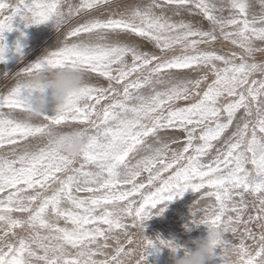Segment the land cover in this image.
Here are the masks:
<instances>
[{
    "label": "snow or ice",
    "instance_id": "1",
    "mask_svg": "<svg viewBox=\"0 0 264 264\" xmlns=\"http://www.w3.org/2000/svg\"><path fill=\"white\" fill-rule=\"evenodd\" d=\"M49 22L60 46L0 79V264H148L175 243L147 221L189 190L191 223L261 264L264 0H0V63L6 33ZM74 68L89 83L27 121L26 77ZM72 126L79 160L56 148Z\"/></svg>",
    "mask_w": 264,
    "mask_h": 264
},
{
    "label": "clouds",
    "instance_id": "2",
    "mask_svg": "<svg viewBox=\"0 0 264 264\" xmlns=\"http://www.w3.org/2000/svg\"><path fill=\"white\" fill-rule=\"evenodd\" d=\"M26 83L33 91V104L28 110L26 120L40 122V118L47 114L49 106L55 110L62 109L66 102L77 95L89 83L87 73L81 68L45 71L30 74ZM91 135V128L72 126L59 130L55 136L57 150L66 158L79 160L86 151ZM223 234L216 230H208L204 239L194 240V250L175 244L168 248L174 264H213L217 256L223 254L228 257L229 264H239L238 254L223 250ZM183 252V255H179ZM264 264V260L261 261Z\"/></svg>",
    "mask_w": 264,
    "mask_h": 264
},
{
    "label": "rangeland",
    "instance_id": "3",
    "mask_svg": "<svg viewBox=\"0 0 264 264\" xmlns=\"http://www.w3.org/2000/svg\"><path fill=\"white\" fill-rule=\"evenodd\" d=\"M22 25L23 24H20L18 26V29L13 31V32L16 31L17 33L11 32V34L6 33V35H5L7 46L10 49H8V51L6 53V61L7 62L6 63H0V79L2 77H4V74L6 73L5 71H7V69L9 70L10 68H13V66L14 67L16 66L14 69V72H12V74H13L12 76H15L17 73L22 72L24 69H26L31 64L38 62L47 53L56 50L60 46V44L62 43V41L64 39L63 30L62 29L58 30L56 25L53 22H49V23L44 24V25L33 26L30 28H25ZM22 27H24V28H22ZM18 31H20V32H18ZM29 31H30V33H29ZM52 32H53V34H52ZM26 33H27V35H26ZM38 33H40V34H38ZM18 34H20V35H18ZM51 34H52V36H51ZM21 36H23V37H21ZM53 37L54 38L58 37L57 39L59 41L60 40L61 41L60 42L58 41L59 43L52 45L53 42L50 43V41H51L50 39H52ZM33 39H34V41H33ZM17 43H19L21 45L22 53H16L15 49H16ZM30 44H33V45L31 46ZM37 44H38V46H37ZM49 44H51V45H49ZM11 50H12V52H10ZM14 55L16 56V58H14L15 57ZM23 58H25V59H23ZM17 59H18V61L19 60H22V61L16 62ZM9 61H11V62H9ZM17 64H19V65H17ZM1 69H5V70H1ZM92 82L96 83L97 80L93 79ZM98 82L105 83L102 80H100ZM47 114L49 116L55 115L54 106H52V105L49 106ZM198 200H199V193H193L191 190H189L185 193L183 198H177L175 201L170 202L166 205H163L162 207H165L166 211H164L162 216L154 214L153 218L150 219L149 221H147L145 235L148 236L149 238H152V239L159 237V238L166 240V241H173L178 246H181V247H184V248H187L190 250H194V244L192 242L194 240L206 238L207 233H208V229L206 226L200 225L197 227L196 225L191 223V221L193 219V216H190V215H192V208H193V205ZM149 251L152 254L150 255L151 257L149 256V258H148V264H157V263H160V261L163 264H168V263L174 264L172 255H171L170 250L168 248L159 249V251H158L159 256L155 255V257L153 255L154 252H152L151 249ZM180 253H179V255L182 256L183 252H180ZM165 256H166V258H165ZM167 258H169V259H167ZM213 264H220L219 259L214 260Z\"/></svg>",
    "mask_w": 264,
    "mask_h": 264
},
{
    "label": "bare ground",
    "instance_id": "4",
    "mask_svg": "<svg viewBox=\"0 0 264 264\" xmlns=\"http://www.w3.org/2000/svg\"><path fill=\"white\" fill-rule=\"evenodd\" d=\"M22 26H24V25H22ZM22 28H24V27H22ZM32 30H33V29H32ZM15 32H16V31H15ZM15 32H13V33H15ZM18 32H20V31H18ZM25 32H26V31H25ZM16 33H17V32H16ZM29 33H30V31H29ZM10 34H11V33H10ZM20 34H21V33H20ZM20 34H18V35H20ZM38 34H40V33H38ZM52 34H53V32H52ZM52 34H51V36H52ZM5 35H6V34H5ZM23 35H24V34H23ZM26 35H27V33H26ZM28 35H29V34H28ZM21 37H23V36H21ZM32 37H33V36H32ZM32 37H31V38H32ZM34 37H35V36H34ZM55 37H56V36H55ZM57 38H58V37H57ZM57 38H54V37H53L52 39H50V40H51L50 43L53 42L52 45H55L56 43H59L61 40L59 41ZM20 39H21V38H20ZM42 39H43V38H42ZM39 40H40V39H39ZM20 41H21V40H20ZM31 41H32V40H31ZM33 41H34V39H33ZM35 41H36V40H35ZM58 41H59V42H58ZM37 43H38V42H37ZM11 44H12V43H11ZM12 45H13V44H12ZM30 45L32 46L33 44H30ZM40 45H41V44H40ZM49 45H51V44H49ZM37 46H38V44H37ZM57 46H58V45H57ZM11 47H12V46H11ZM44 48H45V47H44ZM8 49H10V48H8ZM12 49H13V48H12ZM41 49H42V48H41ZM35 50H36V49H35ZM35 50H34V51H35ZM46 50H47V49H46ZM46 50H45V51H46ZM23 51H24V50H23ZM47 51H48V50H47ZM47 51H46V52H47ZM10 52H12V50H11ZM36 52H37V51H36ZM16 53H17V52H16ZM38 53H39V52H38ZM12 54H13V53H12ZM36 54H37V53H36ZM20 55H21V54H20ZM29 55H30V54H29ZM14 56H15V55H14ZM24 56H25V55H24ZM25 57H26V56H25ZM33 57H34V56H33ZM11 58H12V57H11ZM11 58H10V59H11ZM14 58H16V56H15ZM21 58H22V57H21ZM8 59H9V58H8ZM12 59H13V58H12ZM12 59H11V60H12ZM23 59H25V58H23ZM19 61H22V60H19ZM19 61H18V59H17L16 62H19ZM29 61H30V60H29ZM9 62H11V61H9ZM24 63H25V62H24ZM13 64H14V63H13ZM19 64H20V63H19ZM19 64H17V65H19ZM2 65H3V64H2ZM2 65H1V66H2ZM5 66H6V65H5ZM7 66H8V65H7ZM12 66H13V65H12ZM15 67H16V66H15ZM15 67L13 66V68H10L9 70L7 69V71H5V72H6L9 76H12V75H13L12 72H14ZM1 70H5V69H1ZM16 71H17V70H16ZM2 78H4V77H2ZM2 78H1V79H2ZM182 212H183V211H182ZM185 214H186V213H185ZM185 214H184V215H185ZM185 216H186V215H185ZM190 216H192V215H190ZM154 219H155V218H154ZM180 224H181V223H180ZM164 225H165V224H164ZM195 227H196V226H195ZM195 227H194V228H195ZM169 228H170V227H169ZM184 230H185V229H184ZM186 230H187V229H186ZM175 231H176V230H175ZM199 231H200V230H199ZM199 231H198V232H199ZM176 237H177V236H176ZM198 237H199V236H198ZM195 238H196V237H195ZM191 240H192V239H191ZM188 242H189V241H188ZM161 249H162V248H161ZM151 251L154 252V254H153L154 257H155V255L159 256V253H158L159 250H158V251H153V250H151ZM180 254H181V253H180ZM150 257H151V256H150ZM160 258H161V257H160ZM165 258H166V256H165ZM152 259H153V258H152ZM152 259H151V260H152ZM167 259H169V258H167ZM153 260H154V259H153ZM156 261H157V260H156ZM162 261H163V260H162ZM163 262H164V261H163ZM157 264H163V263H161V261H160V263H157ZM168 264H169V263H168Z\"/></svg>",
    "mask_w": 264,
    "mask_h": 264
}]
</instances>
